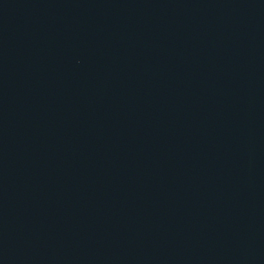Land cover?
Segmentation results:
<instances>
[{
	"label": "water",
	"instance_id": "obj_1",
	"mask_svg": "<svg viewBox=\"0 0 264 264\" xmlns=\"http://www.w3.org/2000/svg\"><path fill=\"white\" fill-rule=\"evenodd\" d=\"M0 264H264V0H0Z\"/></svg>",
	"mask_w": 264,
	"mask_h": 264
}]
</instances>
